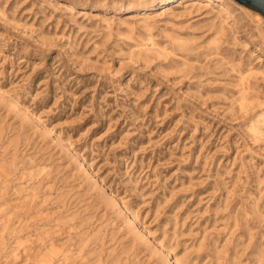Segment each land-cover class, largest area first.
Here are the masks:
<instances>
[{"label": "rangeland", "instance_id": "rangeland-1", "mask_svg": "<svg viewBox=\"0 0 264 264\" xmlns=\"http://www.w3.org/2000/svg\"><path fill=\"white\" fill-rule=\"evenodd\" d=\"M219 1L0 0V264H264V16Z\"/></svg>", "mask_w": 264, "mask_h": 264}, {"label": "bare ground", "instance_id": "bare-ground-1", "mask_svg": "<svg viewBox=\"0 0 264 264\" xmlns=\"http://www.w3.org/2000/svg\"><path fill=\"white\" fill-rule=\"evenodd\" d=\"M126 1L127 4H125L119 10L121 13H128L136 10L142 12H150L160 7H165L167 5L175 3L178 0H151L148 3L145 0H126ZM204 1L206 2L207 5L209 4L214 5V7L218 8V10L228 11V7L219 0H204ZM62 7L66 10H70L74 8V5L71 2H62Z\"/></svg>", "mask_w": 264, "mask_h": 264}, {"label": "water", "instance_id": "water-1", "mask_svg": "<svg viewBox=\"0 0 264 264\" xmlns=\"http://www.w3.org/2000/svg\"><path fill=\"white\" fill-rule=\"evenodd\" d=\"M239 3L251 4L258 8L264 16V0H237Z\"/></svg>", "mask_w": 264, "mask_h": 264}]
</instances>
